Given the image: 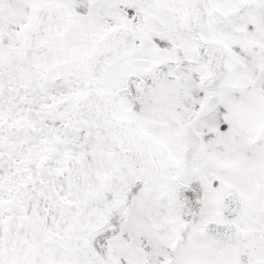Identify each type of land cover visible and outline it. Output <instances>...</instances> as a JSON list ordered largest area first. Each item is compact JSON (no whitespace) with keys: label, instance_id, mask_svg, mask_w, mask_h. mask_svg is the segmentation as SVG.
Here are the masks:
<instances>
[{"label":"snow or ice","instance_id":"obj_1","mask_svg":"<svg viewBox=\"0 0 264 264\" xmlns=\"http://www.w3.org/2000/svg\"><path fill=\"white\" fill-rule=\"evenodd\" d=\"M0 264H264V0H0Z\"/></svg>","mask_w":264,"mask_h":264}]
</instances>
